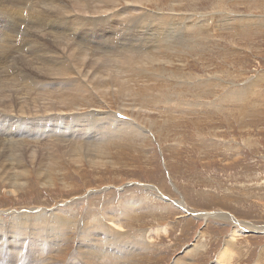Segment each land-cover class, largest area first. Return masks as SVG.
Returning a JSON list of instances; mask_svg holds the SVG:
<instances>
[{
    "label": "rangeland",
    "instance_id": "rangeland-1",
    "mask_svg": "<svg viewBox=\"0 0 264 264\" xmlns=\"http://www.w3.org/2000/svg\"><path fill=\"white\" fill-rule=\"evenodd\" d=\"M94 2L93 7L102 4ZM45 5L71 9L67 0H0V65L24 74L32 91L59 94L79 81L48 79L16 68L27 56L51 66L68 64L63 48L42 34L95 46L100 33L91 30L89 22L105 18V24H116L117 45L145 53L131 54L126 61L109 60L98 68L106 78L130 79L126 98L111 92L94 95L97 91L83 79L86 87L81 80L79 86L91 102H82V115L47 110L45 115L24 117L0 111L2 137L42 138L9 144L1 137L0 221L5 229L0 228V264H84L79 256L86 250L79 241L82 224L93 229L112 216L109 212H123L128 200L134 201L125 229L130 239L126 236L118 244L135 245L138 253L130 254L129 264H214L230 255L229 264H264V232L230 235L235 227L242 228L239 222L264 226V0H144L141 14L130 13L131 3L124 0L102 14H62ZM157 25L161 29L151 36L154 51L147 54L151 42L145 36ZM136 36H144V41ZM153 67H158L154 77L141 75ZM92 108L100 109L98 117L86 115ZM117 117L129 121L132 131L127 129L117 138L119 143H113L106 136L115 135ZM132 121L142 133L133 131ZM87 129L89 136L84 134ZM71 135L85 140L49 138ZM102 135L103 144L86 139ZM45 170L53 174L52 185L47 180L52 174L41 176ZM15 172L29 174L28 183L21 178L22 187H8L5 174ZM38 209L48 220L67 217L56 254L50 253L45 233L6 227L21 213L31 217ZM220 212L227 218L216 215ZM155 231L158 235L145 241ZM103 250L115 253L112 245Z\"/></svg>",
    "mask_w": 264,
    "mask_h": 264
},
{
    "label": "bare ground",
    "instance_id": "bare-ground-1",
    "mask_svg": "<svg viewBox=\"0 0 264 264\" xmlns=\"http://www.w3.org/2000/svg\"><path fill=\"white\" fill-rule=\"evenodd\" d=\"M67 1L70 4V8H71L70 10H62L59 7H55V6H51V5H45V6H46V9L49 11L56 12V13H62V14H68L71 12H79V13H83V14H102L105 12H109L110 7L114 6L117 2H119L121 0H101L103 5L101 4L99 6H96V4H95L94 7H93V2L96 0H67ZM124 1H125V3H131V6L128 7V11L130 13H133L134 10H137L136 13H140V12H138V9L139 8L141 9L142 1H144V0H124ZM151 1H153V0H151ZM155 2H156V0H155ZM158 2H160V0H158ZM111 8H113V7H111ZM140 9H139V11H140ZM131 10H133V11H131ZM121 15H123V14H121ZM124 16H123V19H124ZM132 16H133V14H131L130 17H132ZM37 18H41V20H38ZM120 18H122V17L120 16ZM123 19H121V20H123ZM140 19H142V18H140ZM164 19H165V17H164ZM42 20L43 19L41 16L36 17V21L42 22ZM128 20H130V19H128ZM112 21H114V20H112ZM114 22H116V21H114ZM124 22H126V21H124ZM134 23H138V22L135 21ZM126 24H127V22H126ZM129 25H131V24H129ZM149 25L152 26L153 24H149ZM89 26L91 28L93 27L91 30L99 29L100 34L94 40L95 46H90L87 43H82L79 40H75L71 37H66V36L60 35V34H49V33L42 34L43 36H48V38L50 39L51 42L54 43L56 48L58 47V45L63 48L62 51L60 49L59 50L64 54V58L68 61V64L66 66H51V65L43 63L41 61L32 62L33 60L28 58L29 56H27V57L24 56L25 58H22L21 60L19 59V61L16 64V68L22 69L23 73H32L33 72V73L39 74L40 76H43V77L48 78V79L62 80V79L75 78V77L79 78V81H76L75 83H73L69 86L70 90L62 91L59 94L57 93L58 91H37V90L32 91L34 88L32 87V85L28 81H26L24 79V74H21V75L20 74H13L9 69L5 68V66H6L5 64H4L5 66L0 65V111H2L4 113H10L13 115H24V117H30V116H33L35 114L45 115L48 113L47 110H50L51 112H53L55 114H59V115L60 114L62 115L64 113L70 114V115H74V114H81L82 115L83 111L80 112L81 106L83 105L82 102H86V105H84V106L90 105V102H91L90 101L88 103L89 97L84 96L85 91L83 92V90H85V89H84L83 85L79 86L80 80L82 81L83 79L86 80L85 82L88 85H91L90 88L88 87L89 89H91V91L93 88L97 91V92H94L95 93L94 95L103 97L105 95L108 96L109 93L111 92V94H113V95L114 94H121V96L124 95L125 98L128 97L129 91H130V87H129L128 83H129L130 79L121 80L118 78H106L105 76L100 74L98 68L101 67L102 65H105L106 62H108L109 60L110 61H116V62L126 61L130 58L131 54L143 55L145 52L142 50H132L131 51L128 44H123L121 46L117 45L116 33H115L116 24L113 22L111 24H105V18L93 19L92 21L89 22L88 27ZM141 26H143V25H141ZM89 28H88V30H89ZM118 28H120V27H118ZM142 28H138V31L140 32L141 30H139V29H142ZM144 28H145V26H144ZM116 29H117V27H116ZM150 29H154L153 31H150L153 33L151 34L150 32H148V30H146L149 33V35H147V36L144 35L145 37H148L147 39H149L151 42L150 46L148 45V44H150V42L147 44L148 45V48H146L147 54L154 51L153 48L155 46V43L152 40L151 36L154 33H156L157 31H159L161 28H160V25H157L154 28L151 27ZM136 31L134 30V32H136ZM143 31H145V29ZM139 32L137 33V35L140 34ZM138 36H136L137 39L142 43L144 41L145 37L143 36V38L141 39ZM140 37H142L141 34H140ZM142 45H144V44H142ZM144 47H146V46H144ZM156 68H158V67H156ZM156 68L153 67L152 72L148 71V70H142L141 75L144 74V76H145V73H146V75H149V76L152 75L154 77V73H155L154 70ZM6 69L10 72H8ZM82 83H83V81H82ZM84 86L86 87V84H84ZM86 92L89 93L90 90L89 91L87 90ZM91 95L93 96L92 93L91 94L89 93L90 97H91ZM104 98H106V97H104ZM71 102H72V104H71ZM106 103H107V101H106ZM134 107L137 108L136 106H134ZM141 107H143V109H144L145 106H141ZM141 107L139 108L140 110H141ZM98 110H100V109H98ZM98 110L95 108H92L91 111L88 110V113L86 111L84 113H87L86 115H89V116H92L93 118H96V116L99 114V113H97ZM121 115L124 116L123 114H121ZM100 116H101V113H100ZM121 120H120V118L117 117V121L120 123H118V127L115 129V135L112 137L106 136V138H109V142H113V143L118 142L119 143L120 140L117 141L118 137L121 138V137L125 136L124 133H125V131H127V129L128 130L130 129V131H132V129L130 128L131 123L129 121L124 122ZM132 123H134V122L132 121ZM138 129L140 130L139 124L134 123L133 131H135V132L137 131V132L142 133V131H139ZM118 132H120L119 136H117ZM84 134L89 136V135H91V131L89 129L84 130ZM1 137H2V134H0V140L5 139V140H7L6 142H8L9 144H16V143H19V142L24 141V140L36 141V140L42 139V138H39L36 136H27V135H22V136H15V135L6 136V135H3V137H5L4 139H2L3 137L2 138ZM16 137H19V138H16ZM102 137H103V135L98 137V138L96 136H90V137H86V139H87V141H94L96 143L103 144ZM49 138H72V139H76L78 141H84L85 140L83 137H77L75 135L61 136V137L60 136H52ZM44 174L49 175V174H52V172L45 170L41 174V176L43 178H47V176L44 177ZM5 175L9 179V181L7 182L8 187H13L14 189H16L15 187H17V186L22 187V186H20V181H22L21 178L25 179V182L28 183V181H26V178H27L26 175H29V174H25V173L19 174V173L15 172L14 174H5ZM42 177H41V179H42ZM52 177H53V174L51 176H48V179H47V180L50 179L49 182H51V185L53 183V181L51 179ZM16 178H18V180L15 182ZM39 178H40V176H39ZM53 180H55V179H53ZM27 183H25V184H27ZM61 183H62V181H61ZM67 188L69 189V186ZM9 189H12V188H9ZM10 193H12V192H10ZM89 193H91V192H88L87 194H89ZM133 202L134 201H130V200L125 201V204L122 208L123 212L122 211L119 213H117L116 211L109 212L113 217L110 216V217L101 219L100 222L98 223V225L94 226L93 229L91 228V226H85L84 223L83 224L81 223L84 229L82 231H79V233H80L79 241L81 240V242H83L86 245V246L82 245V247L83 246L86 247V250H84L85 249V247H84V249H83L84 251H82L83 256H81L79 253H77V254H79V256L82 258L84 264H92V263L93 264H129L127 258L135 250L133 248V247H135V245L134 246L133 245L131 246L128 244L120 245V244H118V242L120 240H122L123 238H126L127 235H129V234H127V232H125V229H126V227H128L127 223H129L130 222L129 220L132 218V216L130 214L129 207L132 208L131 205L133 204ZM25 209H23V210H25ZM38 210H40V209H38ZM45 211H47V210L45 209ZM34 212L35 211H33L32 213H34ZM50 212H51V210H50ZM8 213H9V211H8ZM18 213H20V211ZM36 213H37V211H36ZM36 213H34V214H36ZM73 214L74 213H72V215ZM219 214H221L222 217L227 218V215H225V213L220 212V213H217L216 215H219ZM24 215L21 213V215L19 217L15 218V219L11 218V219H13L12 222H11V220L8 219L11 223L8 224L7 226L5 225V226L8 227L9 230H11V231L12 230H19V231L24 232L25 234H42V233H45L46 239H50V241H51L52 249H51L50 253L54 252L56 254L57 253L56 246L59 243V242H57V240H58V238L60 239V237L63 236V230H64L65 226L67 225V221H66L67 217H65V216H57L56 217L55 216V218H57V219H54L52 217L53 219L48 220V216L43 213V210H40L38 214L31 216V217H28V215L26 217ZM122 215H123V217H122ZM202 215H204V213ZM13 217H16V216H13ZM24 218L25 219H31L30 220L31 223H29V221L25 220ZM74 218H76V217H74ZM91 219H92V216H91ZM235 221H237V220H235ZM4 222H6V221H4ZM89 222L90 221H88V223ZM3 225L4 224H2V222L0 221V228H4ZM238 225L242 228H236L235 227L232 230V232L230 233L231 237L237 236V235L242 236L244 234H248L249 231L254 232L257 230L259 231V229L262 232H264V226L252 225L249 222H246V223L245 222H239ZM77 228H79V227L77 226ZM164 230H166V229H164ZM91 231H94L93 235L95 237L90 236ZM103 234L105 235V238H103ZM65 235H66V232H65ZM157 235H158L157 231H155V234L148 233L146 236L147 237L146 240L145 239H143V240L149 241V239H154V236H157ZM78 238H76V240ZM127 238H128V236H127ZM128 239H130V238H128ZM134 239H136V238H134ZM143 240H142V242H144ZM135 242H138V241L135 240ZM139 242H138V244H139ZM104 245H112V250L115 253H109L107 251H104L103 250ZM142 245H144V244H142ZM77 247H79V246H77ZM77 247H75V248H77ZM74 251H75V249H74ZM136 251H134V252H136ZM136 253H138V252H136ZM140 253H142V252H140ZM187 253H189V252H187ZM87 258H90V260ZM49 259H48V262H49ZM232 259H233V255H230L226 258H220L214 264H229L232 261ZM91 261H92V263H90ZM51 262H53V261H51Z\"/></svg>",
    "mask_w": 264,
    "mask_h": 264
}]
</instances>
